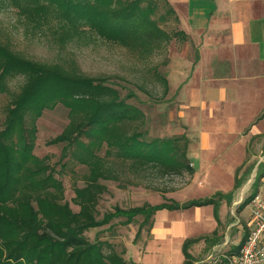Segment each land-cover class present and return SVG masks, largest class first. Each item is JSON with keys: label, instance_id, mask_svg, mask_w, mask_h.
Segmentation results:
<instances>
[{"label": "trees", "instance_id": "1", "mask_svg": "<svg viewBox=\"0 0 264 264\" xmlns=\"http://www.w3.org/2000/svg\"><path fill=\"white\" fill-rule=\"evenodd\" d=\"M13 1L20 14L30 19H43L47 8L53 7L73 35L86 28L106 42L126 48L141 50L171 37L186 40L180 31L169 37L151 19L156 0H24L26 4L19 6L18 0ZM142 3L147 5L142 8ZM163 3L174 17L168 3ZM18 75L25 78V83L10 101L0 130V264H137L124 257L125 250L117 252L107 238L91 239L89 231L110 226L117 219H123L119 225L127 226L141 216L136 241L144 227L151 229L152 217L159 210L208 205L215 208L221 199L231 201L232 193H216L184 203L165 199L158 205L144 203L127 209L116 205L98 218V201L107 192L102 181L117 180L108 167L110 157L128 163L131 170L191 176L194 170L186 158V136L148 140L140 131H129L131 124H143L145 117L137 107L126 103L133 93L121 98L106 78H91L60 65L33 62L0 42V94L9 92L7 81ZM162 83L165 96V78ZM57 104L68 110V123L46 144H65L58 161L60 169L66 167L63 161L68 155L87 168L83 186L72 185L71 202L77 211L64 200L59 173L49 166L48 158L33 153L36 122L45 110ZM103 148L104 155L100 156L98 152ZM261 177L257 174L249 196L237 211L256 195ZM240 183L236 178L234 190ZM213 237L210 245L216 241ZM198 241L183 242V264L192 263L188 249Z\"/></svg>", "mask_w": 264, "mask_h": 264}, {"label": "crops", "instance_id": "2", "mask_svg": "<svg viewBox=\"0 0 264 264\" xmlns=\"http://www.w3.org/2000/svg\"><path fill=\"white\" fill-rule=\"evenodd\" d=\"M165 1L174 12L178 31L186 38L184 44L195 49L192 58L188 49L180 53L174 50L165 72V101L172 99L179 109L178 117L186 130L178 136L184 135L188 140L186 158L194 173L191 183L182 191L168 192L162 197L178 203L209 198L216 193H232V198L230 202L221 199L215 208L208 205L159 210L153 215L152 227L144 240H176L182 249L185 240L199 239L190 249L191 264H197L216 245L223 244L222 256L236 254L247 233L250 204L236 210L238 222L232 210L238 204L233 194L250 170L245 157L251 142L264 141V0ZM241 171L245 172L240 175ZM257 174H262L257 193L264 198V162L258 163L254 180ZM225 177H230V183L218 187ZM236 178L241 183L234 190ZM193 192L198 195L192 197ZM178 195H183L184 201H177ZM171 214L176 217L169 222L166 216ZM141 221L130 224L127 231L135 235ZM187 224L195 229L186 232ZM112 226L113 223L99 230ZM212 237L216 241L210 245ZM205 246L204 254L196 259Z\"/></svg>", "mask_w": 264, "mask_h": 264}, {"label": "rangeland", "instance_id": "3", "mask_svg": "<svg viewBox=\"0 0 264 264\" xmlns=\"http://www.w3.org/2000/svg\"><path fill=\"white\" fill-rule=\"evenodd\" d=\"M18 2V6L26 4L24 0H18ZM156 4V10L151 15V19L155 20L158 27L171 37L178 31L177 22L167 11L163 0H156ZM146 5L142 3L141 7L144 8ZM0 42L7 45L13 53L33 62L60 65L69 72L76 71L91 78H106L108 84L118 90L121 98H125L130 92L133 93L134 96L126 100V103L137 107L145 117L143 124L139 122L131 124L129 131H140L148 140L175 137L186 130L178 117L179 109L175 108L172 99L165 101L164 84L162 83L166 66L170 58H173L174 50L180 53L188 49L190 57L195 56L194 46H186L181 37H171L167 42L164 39L158 40L141 50L126 48L106 42L87 31L86 28L79 34L73 35L53 7L47 8L46 17L37 20L21 15L13 0H0ZM24 83L23 76H15L7 81L9 92L0 94V130L4 127L6 110L10 101L19 93ZM67 123L68 110L61 104H57L51 110H45L36 122L37 134L33 153L39 158H48L49 166L59 173L57 177L63 184L64 200L68 201L71 208L77 211V207L71 202L72 185L75 183L76 186H83L87 168L77 164L68 155L63 161L67 162L66 167L60 169L58 161L65 144H46L48 140L61 133ZM68 151L71 152V148ZM98 154L103 156L104 148ZM245 159L248 162L246 168L250 170L243 175V185L233 194L238 204L233 206L232 210L238 222L240 218L236 213L237 207L251 192L258 163L264 162V141L253 140ZM127 164L125 165L113 156L109 158L108 167L117 176V180L102 181L107 186V192L98 201V218L116 205L127 209L147 202L150 205L161 204L165 200L162 194L182 191L193 178L187 174L160 175L150 169L131 170ZM244 172L241 171L239 174L242 175ZM201 181L206 185L203 179ZM229 183L230 177H225L221 178V182L217 185L221 187L220 185ZM243 189L246 190L242 192ZM193 193L195 194H192V197L198 195L196 192ZM175 199L180 202L184 201L183 195L175 196ZM159 217L163 219L164 216L159 215ZM175 217L174 214L166 216L169 222ZM138 218L132 225L134 223L137 225L142 220L141 217ZM114 222L116 221H112L113 226L110 229L90 230L89 237L91 239L107 238L117 252L125 250V257L137 264H182L184 255L176 240L168 243L152 241L151 238L144 240L147 235V227H144L143 233H140L135 241V235L127 231L132 226H121L119 222ZM203 223L204 221L201 222L202 225ZM185 228L186 232L195 229L188 224ZM192 247L193 245L189 246V254ZM206 249V246L203 247L196 259L200 258Z\"/></svg>", "mask_w": 264, "mask_h": 264}, {"label": "built area", "instance_id": "4", "mask_svg": "<svg viewBox=\"0 0 264 264\" xmlns=\"http://www.w3.org/2000/svg\"><path fill=\"white\" fill-rule=\"evenodd\" d=\"M249 204L247 233L238 252L231 256H222L223 244L216 245L197 264H264V198L257 193Z\"/></svg>", "mask_w": 264, "mask_h": 264}]
</instances>
